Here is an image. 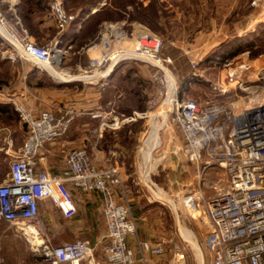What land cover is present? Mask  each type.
I'll return each mask as SVG.
<instances>
[{"label":"crops","instance_id":"crops-1","mask_svg":"<svg viewBox=\"0 0 264 264\" xmlns=\"http://www.w3.org/2000/svg\"><path fill=\"white\" fill-rule=\"evenodd\" d=\"M53 1L49 0L47 3L49 9L38 14L35 11L28 13V10H36L46 0H0V9L22 35L40 45L58 43L63 53L61 65L53 66L52 70L30 61L13 62L9 56L16 51L0 38V56L9 62V72L0 84V103L10 104L14 108L22 105L35 116L44 111H51L55 115L65 111L75 113L68 134L43 154L39 169L53 175L59 174L66 166L63 148H84L99 164L111 162L118 168L122 180L116 198L128 205L130 216L136 222L138 235L137 238L130 239V246L136 251L137 264H169L176 253L187 264L211 263L206 246L210 225L205 208H188L185 199L191 193L201 194L204 200L210 199L214 194L211 184L219 178H226L225 172L216 167H207L204 163H192L183 155L172 153L168 144L171 143V137L166 136L163 150L154 155L151 176L158 188L166 193L169 204L155 199L150 190L146 192L143 187L145 181L140 172L138 148L141 135L148 124L144 115L148 112L147 101L152 84L150 69L153 68L148 65L138 66V61L128 60L119 64L105 79L83 80V71L93 58L92 50H75V36L63 41L62 37L70 30L68 28L59 32L51 21L49 11ZM60 1L67 10L64 1ZM81 1L86 4L90 0ZM114 1L117 0H101L92 8L91 15L103 9L118 8ZM138 1L147 8L152 0ZM159 1L165 4L169 15L177 9L185 12L174 13L178 19L175 16L173 19H177L184 28L179 29L176 33L178 35L172 38L178 40L183 51L187 50L185 54L192 56L205 57L223 43L253 36L258 32L259 26H264V0ZM82 8L77 5L75 8L71 7L73 12L67 11L77 15ZM24 14L33 18L32 25L23 21ZM84 21L79 24L76 35L83 29ZM107 23L125 29L128 37L130 34H137L142 26L138 22L128 24L126 18L102 22L103 25ZM185 25L195 26V30L188 29ZM189 39L198 42L195 45L184 43ZM204 40L216 44L208 49L203 45ZM246 56H250V53L240 54L236 57L237 61ZM235 64L236 61L231 65ZM115 124L117 126L112 128ZM156 127H159L158 123ZM154 132L152 137L159 140L157 130ZM25 137L24 127L17 133L12 125L0 124V184L9 178L13 155L23 146ZM180 138L176 137L174 142H183L182 133ZM72 192L77 214L71 219H66L50 204L40 205L45 236L55 246L88 241L95 247L96 261L101 262L107 232L102 208L103 196L98 193L83 194L74 188ZM2 225L8 224L0 221V234L4 236L6 233L2 232ZM17 235L13 230L5 237L13 239ZM137 240L163 247L164 256L143 257L137 248Z\"/></svg>","mask_w":264,"mask_h":264},{"label":"built area","instance_id":"built-area-1","mask_svg":"<svg viewBox=\"0 0 264 264\" xmlns=\"http://www.w3.org/2000/svg\"><path fill=\"white\" fill-rule=\"evenodd\" d=\"M49 17L59 32L66 31L76 19L60 0L51 2ZM0 27L6 34V42L16 51L9 56L11 61H30L43 68L61 65L63 53L58 43L39 45L28 40L1 9ZM108 27L109 39L103 38L99 46L95 45L100 48V56L90 59L83 76L86 80L105 79L128 60L144 61L155 70L151 81L159 91L148 99L144 117L149 121L138 148L144 168L142 178L155 199L160 200L159 195L167 198V195L150 178L153 155L163 147L161 138L160 143L152 141L153 123H158L160 135L168 125L166 115L173 113L183 142L170 143L171 152L183 155L192 163L219 168L226 174V178L211 184L214 194L210 199L204 200L198 193H191L185 199L188 208H205L210 225L206 239L210 264H264V92L253 94L258 100L253 98L246 106L237 108L220 102L182 100L177 84L157 64L165 46L160 37L143 32L136 36L135 49L116 50L114 41L121 42L127 35L113 24ZM198 66V62H193L195 72ZM256 83L255 88L262 85L264 88V73ZM245 85L238 84V87L245 91ZM155 109L160 113H154ZM15 110L25 127L26 137L23 146L13 155L9 178L0 184V221L26 238L35 256L46 263L100 264L96 261L94 245L88 241L55 246L45 236L40 214V205L50 204L66 219H71L77 214L72 188L83 194L98 193L103 196L107 229L103 262L137 264L136 251L130 246V239L137 238V226L128 205L116 198L122 180L114 164H99L84 148H63L66 166L59 174L39 169L43 154L68 134L75 113L65 111L55 115L44 111L35 116L22 105H17ZM32 226L36 227V233L28 231ZM36 240L41 244H36ZM137 248L143 257L162 258L165 254L163 247L151 242L137 240ZM169 264L187 262L176 253Z\"/></svg>","mask_w":264,"mask_h":264},{"label":"rangeland","instance_id":"rangeland-1","mask_svg":"<svg viewBox=\"0 0 264 264\" xmlns=\"http://www.w3.org/2000/svg\"><path fill=\"white\" fill-rule=\"evenodd\" d=\"M119 1L121 2L123 1L124 3L127 2V0H117V1H114L115 2L114 5L116 4V6H118ZM75 7L76 6H74L73 8ZM141 8L143 10H147V8H144L143 6H141ZM181 11L182 13H185L183 10L177 9V10H173V13H170L169 15L168 10H166L168 16L167 15L162 16L161 26H155V28L157 29L156 31L158 33H163L169 29L170 33L168 35H165L164 37L158 36V34H155L154 32L150 31L148 28H146L143 25L140 27V31L137 32V34L148 32L150 34L160 37L164 41L165 46L160 54L161 61L158 62L157 64H159L165 70V72L171 78V81L174 84H177L179 88L180 99L182 100L193 99V100H197L202 103L220 102L228 106H233L237 108L239 106H246L247 104H249L251 99L254 98L253 96H255L253 94L255 93L262 94L264 92L263 85L258 88H255V87L257 86L256 81L258 77H260L261 73H264V54H263V58H262V55L256 59H253L251 56H246L242 58L240 57L241 61L240 60L237 61V58H234L236 60L231 59V60H228V62L226 60L224 61V59L221 58L220 56L213 57L212 54L215 49L212 50L205 57L202 55H194V56H192L191 54L188 55L189 53L185 54L187 50L183 51L181 49V46L178 43V40L172 38L178 35L176 33L179 29L184 28L181 25V23L177 21L178 19L177 16L174 15L175 12L180 13ZM127 16L129 15L127 14ZM174 16L177 19H173ZM109 25L110 24L108 23L106 25H103V24L94 25V23L88 24L81 31V34L79 35L78 40L73 46L74 49L80 50V51L82 49H91L92 57L93 58L99 57L100 48H95V45L99 46L103 38L109 39L110 37V31L108 27ZM185 27L188 29L195 30V26H192V25H185ZM123 31L125 34L127 33L125 29H123ZM129 32H131V30ZM137 34H135L134 36L130 34L129 37L127 36V38H125V40L121 42H117L118 40L117 41L115 40L116 41V42L114 41L115 49L116 50L135 49V42H136L135 39H136ZM0 38L3 40V42L6 45H9L6 42L5 37L1 33V31H0ZM197 42L198 41H196L195 39H189L187 42L185 41L184 43H187L188 45H195ZM215 44L216 42L214 43L210 41L208 42L207 40H204L203 42V45L206 46V48L208 49ZM262 45L264 49V35H263ZM208 56H212V59L208 60ZM234 61H236L237 64L232 66L231 64ZM193 62L199 63V66L196 69V72H195V69L193 68ZM137 65L142 66V65H148V64H145L144 61L139 60ZM8 66H9V62H7L6 60H3L0 56V70H1L0 84H2L3 77L6 76L7 72H9L7 70ZM262 66H263V70H262ZM150 70H151L150 72L151 74L150 81H151L152 80L151 77L153 73L155 72V70H152V69ZM81 78L83 80H86L85 79L86 77L84 78L83 75ZM220 79L222 80L223 83L222 82L220 83ZM206 80H209L211 82L206 81ZM243 83H246V85L244 86L246 88L245 91L241 90L238 87V84H243ZM151 86H150L151 94L149 95V97L154 94H157V92L159 91L158 86L157 85L155 86L153 82ZM226 90H229L230 92L223 93ZM181 95H182V98H181ZM154 113L158 114L160 113V110L155 109ZM162 114L166 115L165 112H162ZM17 117L18 118L16 120L14 119L12 120V128L14 131L19 133L20 129L24 127V125L21 122L20 116L18 115ZM166 118L168 119L167 121L168 125L164 128V130L160 132L159 140L157 138L155 139L154 137H152V141H157V143H160V138H161L163 140L162 141L163 147L165 146L166 136L171 137V143L173 145V143H175L174 141L176 140V137L180 138V134H181L180 128L173 121L174 114L168 113V115H166ZM147 120L149 121V119ZM162 121L163 120L161 119L160 122ZM156 126H157V122H155L154 130H157L156 134H159V129H158L159 127H156ZM163 147L159 150L160 152L161 150H163ZM170 148H171V144H170ZM156 152L154 153V155L156 154ZM154 155H153V158H154ZM153 158H152V161H153ZM140 161H141L140 162V167H141L140 172L143 173L144 168L142 165L141 156H140ZM151 170H152V166H151ZM150 178L151 180H154L151 175H150ZM143 185H144L143 187L145 191L150 192L149 191L150 189L148 188V185L145 182L143 183ZM159 197H160L159 201L164 202L166 205L169 204L167 203L166 197L164 196L161 197L160 195ZM1 229H2V232L4 231L6 234L4 236L0 234V264H49V263H46L44 260H42V258L35 256L33 247L26 240V238L18 236V235L17 237L13 239L9 237H5L7 234L12 232L13 230L9 226H5V225H2ZM100 263L105 264L103 263V261H101ZM84 264H88V263H84Z\"/></svg>","mask_w":264,"mask_h":264},{"label":"trees","instance_id":"trees-1","mask_svg":"<svg viewBox=\"0 0 264 264\" xmlns=\"http://www.w3.org/2000/svg\"><path fill=\"white\" fill-rule=\"evenodd\" d=\"M63 1L64 6L69 12H73L71 7L77 5H81V7H83L79 14L75 15V21L69 26V33H66L62 37L63 41H68L75 36L74 41L76 42L81 32L78 35H76L75 32L79 24L82 23L84 20L85 21L83 24V29L91 23H94V25H99L102 24L103 21L115 22L119 19L126 18L128 23L138 22L139 24L145 26L155 34H158V36L164 37L165 35H168L170 33L169 29L163 33H158L156 31L157 29L155 28V26H161L162 24L161 17L164 15L168 16L165 10V4L161 3L159 0H152L149 6L147 7V10H143L141 8V4L138 0H127L126 3H124L123 1H119L118 8L115 7L113 9H103L102 11L94 15H91L92 8L96 7L101 0L86 1V4L84 3V1L82 2L81 0H70L71 2H68L67 0ZM47 3H49V0H46L45 4L38 5L36 10H28V13H33V11H35V13L38 12V14H41L45 11V9H49V4ZM125 12L129 16H127ZM24 15L25 16L23 18V21L25 23L28 22L32 25L33 18H30L28 14ZM258 32L255 33L253 36L246 37L245 39H234L223 43L214 50L212 54L213 57L220 56L224 59V61L226 60L228 62V60L234 59L240 54L249 52L250 56L253 59L258 58L259 56L264 54V49L262 45L264 26H259ZM209 59L211 60L212 56H208V60ZM17 116L18 113L12 105L0 103V124L5 123L6 125H12V120H16L18 118Z\"/></svg>","mask_w":264,"mask_h":264},{"label":"bare ground","instance_id":"bare-ground-1","mask_svg":"<svg viewBox=\"0 0 264 264\" xmlns=\"http://www.w3.org/2000/svg\"><path fill=\"white\" fill-rule=\"evenodd\" d=\"M0 31H1V33H2L3 35L6 36L4 30H3L1 27H0ZM61 51H62V50H61ZM61 51H60V52H61ZM61 53H62V52H61ZM50 70H52V67H50ZM222 83H223V82H222ZM255 99H257V98H254V100H255ZM257 100H258V99H257ZM28 231H29V232H33V233H36V227H35V226L29 227ZM36 244H41V242L38 241V240H36Z\"/></svg>","mask_w":264,"mask_h":264}]
</instances>
